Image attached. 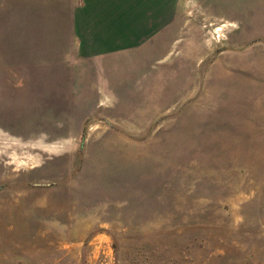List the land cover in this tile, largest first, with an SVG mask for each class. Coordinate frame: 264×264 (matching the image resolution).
Returning <instances> with one entry per match:
<instances>
[{
    "label": "rangeland",
    "instance_id": "rangeland-1",
    "mask_svg": "<svg viewBox=\"0 0 264 264\" xmlns=\"http://www.w3.org/2000/svg\"><path fill=\"white\" fill-rule=\"evenodd\" d=\"M0 264H264V0H0Z\"/></svg>",
    "mask_w": 264,
    "mask_h": 264
}]
</instances>
